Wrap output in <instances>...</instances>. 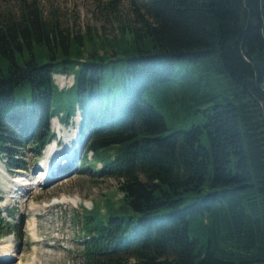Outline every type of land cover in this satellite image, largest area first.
<instances>
[{"label": "trees", "instance_id": "obj_1", "mask_svg": "<svg viewBox=\"0 0 264 264\" xmlns=\"http://www.w3.org/2000/svg\"><path fill=\"white\" fill-rule=\"evenodd\" d=\"M129 1L111 37L0 19V155L79 111L121 193L84 219L82 264H264V0Z\"/></svg>", "mask_w": 264, "mask_h": 264}, {"label": "rangeland", "instance_id": "obj_2", "mask_svg": "<svg viewBox=\"0 0 264 264\" xmlns=\"http://www.w3.org/2000/svg\"><path fill=\"white\" fill-rule=\"evenodd\" d=\"M22 7L36 8L46 22L56 21L58 28L70 35L89 32L111 37L117 34L119 25L134 18L136 5L129 0H0V19L8 13L17 18ZM53 79L60 89L73 82L68 72L56 73ZM79 121V111L67 123L53 117L49 123L53 137L39 154L25 140L15 148L17 159L0 155V264H82L88 238L84 219L93 205L104 219L108 201L119 204V180L99 173L102 161L88 149L87 139L80 134ZM55 139L51 151H45L47 156L53 148L58 151L69 143V149L77 145L75 157L60 166L49 182L47 173L39 184L43 171L38 166L44 168L50 161L43 150ZM18 178L32 182L30 193H19L13 182Z\"/></svg>", "mask_w": 264, "mask_h": 264}, {"label": "bare ground", "instance_id": "obj_3", "mask_svg": "<svg viewBox=\"0 0 264 264\" xmlns=\"http://www.w3.org/2000/svg\"><path fill=\"white\" fill-rule=\"evenodd\" d=\"M57 124H58V122H57ZM52 142H54V144H55L56 139L55 140H52L51 143L48 144L44 148V150H43L44 157L45 158H48V157L50 158V161H48L47 164L50 163V162H51V164L50 165L45 164V167L44 168L41 167L40 165L38 166L43 171V176L37 181L39 184L42 183L43 177L47 173H48L49 176H48V178L46 180L49 182V180L52 177H55L58 174V169L60 168V166H63V164L72 162V160L75 157V149H76L77 145L75 147H72V148L69 149V147H70V144L69 143H64L63 146L58 151L53 148V151L47 156L45 154V151H46V153H48L49 151H51V149H52ZM63 159H64L65 162L63 161ZM52 161H54V162L52 163ZM55 168H56V171H55ZM21 181H24V180H21L19 178L13 180V182L16 183V185L18 186V191L20 190L19 193L20 194H26V193L28 194V193H30L31 187H29V185H31L32 182H30L31 183L30 184L28 181H24V182H21ZM13 190H15L14 187H13ZM18 191L15 190V192H17V193H18ZM11 197H13V196H11Z\"/></svg>", "mask_w": 264, "mask_h": 264}]
</instances>
